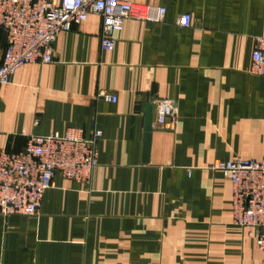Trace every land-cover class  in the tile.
<instances>
[{"label":"crops","instance_id":"crops-1","mask_svg":"<svg viewBox=\"0 0 264 264\" xmlns=\"http://www.w3.org/2000/svg\"><path fill=\"white\" fill-rule=\"evenodd\" d=\"M130 1L166 16L127 19L102 50L91 13L58 34L51 63H26L0 87V148L71 127L103 132L89 183L57 174L36 215H0V264H261L215 165L264 156V76L250 71L264 0ZM6 43L0 30V58ZM100 89L117 100H97ZM160 98L179 104L174 127L155 122Z\"/></svg>","mask_w":264,"mask_h":264},{"label":"built area","instance_id":"built-area-1","mask_svg":"<svg viewBox=\"0 0 264 264\" xmlns=\"http://www.w3.org/2000/svg\"><path fill=\"white\" fill-rule=\"evenodd\" d=\"M91 13L102 18L101 48L113 50L114 34L129 18L162 22L167 9L130 0H0V30L6 48L0 58V87L10 82L26 63H51L58 34L86 21ZM178 25L189 27L191 15L181 14ZM251 73L264 76V35L256 38ZM97 100L115 102V94L100 89ZM155 122L174 127L179 119L175 99L156 101ZM103 132L71 127L64 135H28L19 151L0 148V215H36L55 175L89 183L98 166V143ZM216 168L232 182L233 220L247 229L264 253V156L260 159L234 157ZM261 264H264V259Z\"/></svg>","mask_w":264,"mask_h":264},{"label":"water","instance_id":"water-1","mask_svg":"<svg viewBox=\"0 0 264 264\" xmlns=\"http://www.w3.org/2000/svg\"><path fill=\"white\" fill-rule=\"evenodd\" d=\"M146 126H145V137H144V161L149 160L150 147H151V137L153 129V107L151 104L147 105L146 108Z\"/></svg>","mask_w":264,"mask_h":264}]
</instances>
